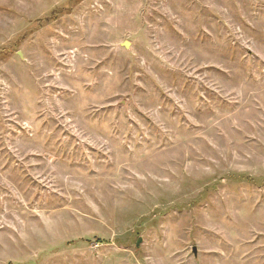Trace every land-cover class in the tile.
<instances>
[{
    "label": "rangeland",
    "instance_id": "374dc122",
    "mask_svg": "<svg viewBox=\"0 0 264 264\" xmlns=\"http://www.w3.org/2000/svg\"><path fill=\"white\" fill-rule=\"evenodd\" d=\"M7 263L264 264V0H0Z\"/></svg>",
    "mask_w": 264,
    "mask_h": 264
},
{
    "label": "water",
    "instance_id": "95a60500",
    "mask_svg": "<svg viewBox=\"0 0 264 264\" xmlns=\"http://www.w3.org/2000/svg\"><path fill=\"white\" fill-rule=\"evenodd\" d=\"M125 44V43H124ZM123 44V47H126L125 45ZM141 241H142V239L141 238H138L137 239V242H136V248H138L139 247V245H140V243H141ZM194 252H195V250H193ZM7 264H11V263H7Z\"/></svg>",
    "mask_w": 264,
    "mask_h": 264
},
{
    "label": "trees",
    "instance_id": "16d2710c",
    "mask_svg": "<svg viewBox=\"0 0 264 264\" xmlns=\"http://www.w3.org/2000/svg\"><path fill=\"white\" fill-rule=\"evenodd\" d=\"M55 9H56V8H55ZM55 9H53L52 11L55 12V11H56ZM96 242H97V243H100V244L103 243V241H96Z\"/></svg>",
    "mask_w": 264,
    "mask_h": 264
}]
</instances>
